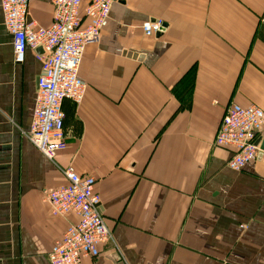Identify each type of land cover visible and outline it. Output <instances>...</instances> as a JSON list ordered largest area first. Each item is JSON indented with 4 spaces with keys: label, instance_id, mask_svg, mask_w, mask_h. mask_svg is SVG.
Segmentation results:
<instances>
[{
    "label": "crops",
    "instance_id": "obj_1",
    "mask_svg": "<svg viewBox=\"0 0 264 264\" xmlns=\"http://www.w3.org/2000/svg\"><path fill=\"white\" fill-rule=\"evenodd\" d=\"M51 1L30 0L28 22L49 27ZM41 53L14 62L0 8V264H49L78 221L42 200L66 168L92 176L112 234L82 264H264V159L234 171L214 145L228 106L264 112V0H117L84 49L83 98L61 104L54 162L24 135Z\"/></svg>",
    "mask_w": 264,
    "mask_h": 264
},
{
    "label": "built area",
    "instance_id": "obj_2",
    "mask_svg": "<svg viewBox=\"0 0 264 264\" xmlns=\"http://www.w3.org/2000/svg\"><path fill=\"white\" fill-rule=\"evenodd\" d=\"M30 0H0L3 25L12 36L14 62L22 64L27 49H42L37 56L41 74L28 142L47 160L54 162L66 148L63 100L80 102L86 85L79 79V68L87 45L100 40L111 8L117 0H52L53 18L49 27L28 22ZM158 32L159 23L152 26ZM264 124V112L255 105L228 106L217 128L214 145L232 151L227 166L239 171L247 162L263 153L256 145L257 134ZM264 154V153H263ZM66 184L42 191V200L53 216L75 214L70 226L55 242L48 256L49 264H82L92 258L100 244L110 242L112 234L99 209L94 193V179L69 168L60 169Z\"/></svg>",
    "mask_w": 264,
    "mask_h": 264
},
{
    "label": "water",
    "instance_id": "obj_3",
    "mask_svg": "<svg viewBox=\"0 0 264 264\" xmlns=\"http://www.w3.org/2000/svg\"><path fill=\"white\" fill-rule=\"evenodd\" d=\"M162 26H163V25L159 23L158 34H159L160 32L163 31V29H164L163 27H164V26H163V27H162ZM37 50H42V49L38 48ZM255 144H256V145H259L260 150H262V151L264 152V140H262V139H257L256 142H255ZM260 158H261V159H262V158L264 159V154L260 153L259 156H258V159H260Z\"/></svg>",
    "mask_w": 264,
    "mask_h": 264
}]
</instances>
